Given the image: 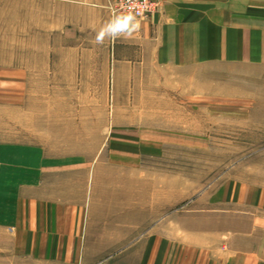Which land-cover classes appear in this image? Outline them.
Listing matches in <instances>:
<instances>
[{"label":"rangeland","instance_id":"rangeland-1","mask_svg":"<svg viewBox=\"0 0 264 264\" xmlns=\"http://www.w3.org/2000/svg\"><path fill=\"white\" fill-rule=\"evenodd\" d=\"M155 1L156 10L141 18L120 12L121 0L113 2L111 43L118 38L119 15L136 23L160 12L162 4ZM231 2L239 21L247 10L255 24H263L264 0ZM0 34L22 38L20 30ZM44 36L53 40L54 32H30L31 42ZM75 39L89 41V56L98 59L90 64L95 68L91 78L83 79L80 71L70 78L74 55L68 47L0 46V199L15 197L3 189L17 177L7 173L18 172L22 156L32 157L40 149L73 156L55 161L86 169V175L72 171L62 177L73 176L75 194H80V183H88L87 203L96 200V210L107 201L127 203L110 209L134 210L129 204L140 201L143 218L153 205V225L170 227L171 217L199 214L221 216L239 230L258 228L264 218V61L154 67L153 79H142L143 89L153 83L147 96L115 94L112 78L109 92H103L107 64L102 59L110 55L112 69L116 47L108 48L100 37L94 42L95 35L84 31ZM86 49L78 46L79 61ZM52 61H62L57 78ZM126 86L121 85L127 92ZM142 99L149 101L141 104ZM124 133L136 135L137 142L128 148L115 142ZM127 149L137 153L122 154ZM138 240H95L108 245V252L89 255L91 262L118 264ZM0 264H36L23 254L10 226L0 227Z\"/></svg>","mask_w":264,"mask_h":264},{"label":"crops","instance_id":"crops-1","mask_svg":"<svg viewBox=\"0 0 264 264\" xmlns=\"http://www.w3.org/2000/svg\"><path fill=\"white\" fill-rule=\"evenodd\" d=\"M115 1L0 0V30L22 32L21 39L0 34V46L68 47L74 55L68 68L70 78L78 77L80 71L82 78L88 79L93 69L90 64L98 59L89 56L92 51L88 48L89 41L79 43L75 36L79 31L93 33L92 41L98 42L100 37L101 42H106L108 48L116 47L117 52L112 69L111 56L104 55L102 59L107 64L102 77L107 91L103 92H109L112 78L115 94L125 92L135 96L152 89L153 83L146 82L144 90L142 79H153L154 67L264 61V17L263 24H255L254 16L245 10L242 13L245 17L239 21L233 0H160V12L136 23L119 15L115 25L118 38L111 43L110 7ZM31 31L44 35L46 31L54 32V38L38 37L36 43L31 42ZM83 45L87 49L79 61L78 46ZM61 62L52 61L56 78L63 69ZM121 85H127L129 90L123 91ZM130 135L117 136L115 142L128 148L129 143L137 142V136ZM136 153L134 149L122 152ZM31 155L22 156L18 172L7 173L17 177L11 178L12 184L3 189L12 191L15 197L7 194L5 199H0V227H12L30 262L93 264L89 255L108 252V245L95 240L136 236L139 240L118 264H264V218L261 225L257 223L258 228L247 226L239 230L236 225L224 224L227 221H222L221 216L188 214L167 216L166 223L171 217L172 225L164 227L162 223L153 225V205L143 218L146 212L142 211L140 201L129 204L138 208L134 210L110 209L119 208L121 203L125 207L126 201L118 204L107 201L100 205L102 210H96V200L93 205L87 203L88 183H80V194H75L73 176L62 177L63 173L72 175V171L86 175V169L65 167L55 161L73 156L40 149ZM46 159L51 163L42 162Z\"/></svg>","mask_w":264,"mask_h":264},{"label":"built area","instance_id":"built-area-1","mask_svg":"<svg viewBox=\"0 0 264 264\" xmlns=\"http://www.w3.org/2000/svg\"><path fill=\"white\" fill-rule=\"evenodd\" d=\"M157 2L155 0H121L120 12L133 18H141L155 11Z\"/></svg>","mask_w":264,"mask_h":264}]
</instances>
